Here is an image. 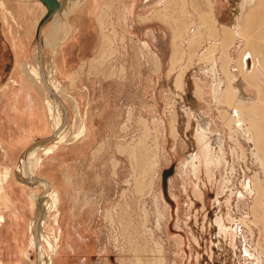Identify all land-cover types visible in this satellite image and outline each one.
I'll return each instance as SVG.
<instances>
[{
  "label": "rangeland",
  "instance_id": "374dc122",
  "mask_svg": "<svg viewBox=\"0 0 264 264\" xmlns=\"http://www.w3.org/2000/svg\"><path fill=\"white\" fill-rule=\"evenodd\" d=\"M106 1L108 4L105 8L109 11L104 20L105 32L112 36L122 55H117L115 59L105 56L106 58L94 62L102 48L101 30L96 20L86 12L80 22L72 15L70 23L73 26L74 21L78 22V27L73 31L81 42L67 46V51L72 50L71 59L65 61L64 55L62 70L71 75L83 61L86 62L83 66L86 70L81 73L78 81L79 74L73 78L58 75L69 95H76L73 91L76 85L78 89L87 87L86 99L90 100V104L84 106L81 112L88 114L86 123L89 129H97V134L82 147L81 153L70 151L69 146L61 147L59 151L64 150L61 155L45 163V171L60 166L61 176H71L68 187L70 197L66 195L63 207L69 209L73 205L71 193L74 190L80 193L88 191L95 201L94 212H81L83 202L77 200V208L69 219L64 213L60 215L63 233L56 251L53 252L44 240H40V247L24 248L20 264L39 262L40 252L46 256L52 255L53 264H235V260L236 264H264V221H260L259 226H254L249 221L250 225L243 222L248 219L247 214L250 216L253 203V198L246 194V188L249 183H253L255 175L264 182V172L254 158L253 142L235 124L233 127V121L226 117L228 113H232L237 119L240 108L235 111V106L231 105L234 109L229 108L227 101L216 102L213 97L217 77L210 71V60L202 57L205 52V42L202 40L214 39L209 38L206 29H203L207 27L203 16L206 11L203 0H194V3L193 0H161L152 5L149 11H145L147 16L143 18L138 15L149 0ZM213 1L217 5V0ZM61 2L62 0L56 2L58 10ZM239 2L241 0H222L224 6L220 10L216 8L217 18L222 24L230 23L234 14L238 15ZM39 5L42 15L45 7L43 3ZM129 5L132 7L130 13L124 11V7ZM152 9L155 10L152 12ZM53 13L56 14L57 10H51V14ZM43 30L46 31V28ZM159 30L164 37L165 31L167 32L165 40L155 35ZM200 30H203L202 34L205 36L201 34L193 45L188 44ZM219 40L222 42V39ZM145 42L151 44L150 49L143 46ZM176 43L178 48L184 50H180L183 51V57L182 60L179 58L175 69L170 73ZM257 43L259 53L255 56H261L264 41ZM245 45V40L241 37L235 40L229 50L234 62L231 61L230 64L229 61L225 65V71L220 69L223 63L221 45H216L215 57L219 63L220 76L226 78L227 74L233 76L234 73L237 77L236 85L244 87L245 91L254 96L257 94L255 89L264 85V68L252 61L244 64V69H238L239 65L236 63L239 52ZM248 48L252 51L251 47ZM44 50L46 55L51 56L46 48ZM28 52V49L24 50L22 64L29 58ZM180 52L177 57L181 56ZM159 58L164 59L163 70H160ZM122 65L126 68L124 74L119 73ZM112 69L115 71L113 74ZM179 74L182 75V83L177 84ZM71 79L75 82L70 89ZM259 79L263 82L257 85ZM196 82H199L201 90ZM58 98L63 110L75 116L70 102L62 96L58 95ZM63 102L72 111L70 108L65 109ZM244 103L249 104L248 101ZM244 108L249 114L250 108ZM200 112L210 116L211 128L206 133L210 155L222 156L221 164L212 163L210 166L215 178L207 189L208 208L203 206L202 211L210 212L212 217L220 211L226 228L236 232L231 254L215 246L210 247L211 243L208 244L209 241L201 232L202 216L200 222L194 218L191 188L198 180L186 160L189 155L201 150L199 141L195 140ZM245 112L243 111L244 115ZM187 121L190 123L188 129ZM175 125H182V130L181 126L178 129V135L173 132ZM87 136L88 134L85 137ZM85 137L73 145H79ZM40 140L42 139L38 141ZM177 143L180 145L178 150ZM100 144L103 149L97 148ZM149 160L155 165H149ZM171 167H174V172L166 182L163 172ZM42 170L39 175H43ZM15 176L17 177L16 171ZM45 189L46 193L39 197V202L48 196L50 189ZM28 190L42 192L43 188L33 189L29 186ZM240 192L245 193L247 198L241 201ZM216 197L221 199L220 205ZM37 219L39 222L38 214ZM66 227L74 234L67 233ZM10 250L11 247H0V255L8 257L6 254Z\"/></svg>",
  "mask_w": 264,
  "mask_h": 264
},
{
  "label": "bare ground",
  "instance_id": "6f19581e",
  "mask_svg": "<svg viewBox=\"0 0 264 264\" xmlns=\"http://www.w3.org/2000/svg\"><path fill=\"white\" fill-rule=\"evenodd\" d=\"M86 1L87 0H62L61 8L59 10H58V7H59L58 5H54L52 1H48L46 9L53 10L57 6L56 8L57 18L55 19L53 24L46 29V31L44 32L45 34L43 33L44 34L43 38L35 40V42L33 43L30 49L29 58L26 59L25 63L22 65L23 72L29 77L30 81L34 84V86L36 85L43 91L44 109L47 112L49 123H50L49 127H50L51 136L48 139H46V141L35 143L34 145L30 147V149H28L24 153V157H23L24 159H22L23 166L20 167L17 172V174L19 173L21 174V176L23 174L31 176V178L30 177L29 178L34 181L36 180V177H37V176L35 177V172L37 170L38 162H40L39 160L40 153H41L40 151L45 152L47 150V147H46L47 144H52L53 146H58L57 144L73 145L76 141L82 139L87 134H89V131H92V132L94 131V129L89 130V127L86 123L88 116L82 114L81 103H80L79 98L67 94L66 89H65L66 87H64V85L62 84L59 78L60 75L62 74L65 75V77L68 75V77L72 76L73 78L75 75H78L80 73L79 71H76L75 73H72L71 75L69 74V72L65 73L62 70V65H64L62 64V60H63L64 55L68 53V51L66 50L67 46L69 45L68 39L71 35H73V30H74L72 24L70 23V17L74 15L77 12V10L83 7ZM193 3H194V0H193ZM202 3L206 7V11L203 14V16L205 20L207 21L206 22L207 27H203L201 22L200 24L203 27V29H206V32H207L206 35L209 38L213 37L214 39L213 41L202 40V42L203 41L205 42L203 46V48H205V52L203 53L202 57L204 58L206 57L210 60L209 62L210 71H212L217 77L216 78L217 80L214 85L215 88L213 89V97L216 102L222 103V101H227L228 104H230L229 108L231 107V105L235 106L236 109L238 108L236 110L234 109V107H231L235 111H238L240 108L241 112H237V116H238L237 119L236 117H233L232 113H228L226 117H228V119L233 121L232 126L235 124L237 128L239 127L238 129L243 130L245 135L250 139V141L253 142L254 158L256 162L260 165V167L263 169V172H264V85L259 87L258 89L259 94L257 93L258 96L256 97L253 95L251 96L247 91L244 90V87L236 85L237 77L235 76L234 73H233V76L230 73H229L230 75L227 74L228 75L227 81L225 79L223 80L219 76L220 74L218 75L217 68L219 64L217 62L218 61L217 58L215 57V52L217 51L216 45H221L222 50L219 49L220 53H222V55L224 54L227 59V62H226L227 64L225 65H228L229 61L231 64V61H233V59L231 55L232 53H230L229 50L235 44V40L238 37L239 38L241 37L242 39L245 40L246 45L239 52V57L236 63L240 66V67L238 66V69L241 67H243L244 69V66H245L244 64L248 62H252V61L257 65L260 64L264 68V52L261 53V56L259 55L255 56V54L259 53V49H258L259 45L257 42L261 40L264 41V0H241V2L238 3V6L236 5L237 9L239 10L238 15L234 14V16L231 19V22L228 24H222L217 18L216 8L218 7V9L220 10L224 6V3H222V0H217L216 2L217 5L215 4V1L213 0H203ZM195 5H196V2H195ZM93 6H96V4L93 3ZM102 12H103V15L106 14L104 10ZM103 15L102 17H100V22H99L101 26L100 30H101V35H102V48H101V51L99 52V55L94 59V62L97 60H100V58L102 59L105 56L107 58L110 57V58L115 59L117 55H122V52H120L118 47L115 45L114 39L112 38V36H110L109 34L105 32V27H104L105 18ZM169 23L170 22H168V24ZM208 27L210 28L208 29ZM202 31L203 30H200L197 35L195 33L193 37L190 39V41L188 42V44L193 45V43L196 42L199 35L201 36ZM41 39H43L44 42ZM219 39H222V42ZM43 43L45 44L43 45ZM177 44L178 43H176L175 47H173L174 52L171 57L172 58V61H171L172 68L170 69V73L175 69L179 58L182 60V57H183L184 50L181 49V47L178 48ZM143 46L146 49H150L151 44L145 42ZM248 46L252 48V51L251 49L248 48ZM45 48L47 49L49 54L51 53V56L46 55V52L44 50ZM180 50H183V51L180 52ZM179 52L182 54L181 56L177 57V54H179ZM126 53L128 54V51H126ZM159 61H160L159 63L160 70H163L165 68L164 59L159 58ZM224 62H225V59H224ZM81 69H83V66L80 68V71H82ZM243 69L241 70L244 71ZM113 70L114 69H112L111 74L115 72ZM123 72L124 73L126 72V68L124 65H122L119 70L120 74H122ZM74 82H75L74 79L70 80V84H69L70 88L74 87ZM179 83H182L181 74H179V76L177 77V84ZM223 84L224 86H226L224 87L225 89L223 88ZM197 87L199 89L201 88L200 86H197ZM58 95L60 97L62 96V98L70 102V104L72 105L74 109L75 116H71V114H68L67 112L63 110L62 102L59 100ZM244 99L248 101L249 104L244 103L246 102ZM243 106L246 108L247 107L250 108L248 109L250 110L249 114L245 112L244 110L245 108ZM242 110L246 113L245 114L246 116L244 115ZM251 110H253L252 112H254V114L251 113ZM70 116L71 118H69ZM199 116L200 118L198 120L197 132L195 133V140L199 141L198 144H200L201 150L198 153L197 152L192 153L191 155L188 156L186 160V162H188V164L192 166V170H193L192 173L195 176V179L198 180L196 184H193V188H191L192 194H193L192 208L195 211L194 218H197L198 222H200L201 220L203 221V224L201 225V232L203 235L206 236V239L209 241L208 244L211 243L210 247L215 246L218 249L226 250L228 254H231V251L234 245V240H236V232H234L231 228H226V225L223 223V218H222V214L220 211L219 212L217 211L213 217L210 214V212L202 211L203 206H205L206 209L208 208L209 193H207V189L209 185L212 184L213 179L215 178V176H213L210 166L212 165V163L219 164L222 160V156L212 157L210 155L209 143L206 137L207 136L206 133L209 132V128H211V123L209 119L210 116L204 112H200ZM187 123H188V126H190V123L188 121ZM180 126L175 125L173 127V132L176 133L177 135H178L177 132H178V129H180ZM179 146H180L179 143H177L176 150L179 149ZM71 147H78V145L71 146ZM147 163L151 166L155 165V163L151 162V160H149V162ZM147 166L144 165V167H147ZM25 178H28V177H25ZM39 184L42 187L50 189V191L48 193L47 198L45 197L42 201L39 202L38 218H39L40 226L35 230L34 234L33 233L31 234V238H30L31 246L30 247L38 248L40 247L39 241L44 240L46 244L48 245V247L52 248V251L55 252L56 246L60 240L58 236L59 233L57 234L59 230L56 228V225H57L56 218L60 215V209H61L60 208L61 201H60V196H59L60 192L58 193L57 189L51 187L45 181L40 180ZM246 191H247L246 194L249 197L253 198L252 200L253 203L250 207V216L248 217V214H247L246 217L248 219L246 221L244 220L243 222L246 224V222L249 221V223L251 222V224H253L254 226L255 225L259 226L260 221H264V182H262V180H260L258 176L255 175V178L253 179V183L252 184L249 183V186L246 188ZM239 194H240L239 195L240 200L247 198V195L245 193L240 192ZM216 201L219 203L218 205L221 204V199L219 197H216ZM201 216H202V219H201ZM249 223L247 222V224ZM47 228L50 230L49 233H47L46 231ZM54 231L55 233H53ZM42 243L43 242H41V244ZM40 253H41L40 259H39L40 261L34 264H53L52 255L46 256L45 254H42V252ZM235 261L234 263L236 264L237 261L236 262ZM140 264H143V262Z\"/></svg>",
  "mask_w": 264,
  "mask_h": 264
},
{
  "label": "crops",
  "instance_id": "0c3cea01",
  "mask_svg": "<svg viewBox=\"0 0 264 264\" xmlns=\"http://www.w3.org/2000/svg\"><path fill=\"white\" fill-rule=\"evenodd\" d=\"M48 1H52L54 5H58L56 4L57 0H0V247H11L12 249L7 252L6 255H9L8 257L4 254L0 255V264H20L24 248L31 246V234H34L35 230L39 227V222L37 220L39 197L46 193V189L39 184L40 180L47 182L51 187L57 189L58 193L60 192V215L64 213L69 219L73 214L72 212L76 210V201L79 199L83 202L80 210L81 212L85 210L91 213L94 212L95 201L89 196L88 191V193H80L78 190H74L71 193L72 199H74L73 205H70L69 209L63 207V202L67 199L66 195L70 197L68 187L70 186L71 176L67 174L61 176L62 173L61 170H59L60 166H56L55 169L48 171L46 169L45 171V163L61 155V152L64 151H59L61 147L65 148V146H69L70 151H74L78 154L81 153L82 147L90 142L93 136L97 134V129H94L93 132L89 131L88 136L84 138L78 147H71V145L63 144L58 146L49 144V146H46L47 150L40 153V162H38L35 172V177L37 176L35 181L31 180V176L28 175L23 174L21 176V174L18 173L17 177L15 176V171L18 172V169L23 166L22 159H24V153L35 143L46 141V139L51 136L50 123L43 104V91L36 85L34 86L29 77L23 72L22 67L24 50L28 49L29 55L35 40L43 38L45 34L43 28L47 29L55 20L56 14H51V9H46ZM159 2H161V0H149L145 3L141 9V13L138 15L139 18L147 16L145 15V11H149V9L153 7L152 5ZM40 3H43L45 7L42 15L40 14ZM93 3L96 4V6H93ZM110 3H112V0ZM106 4H108L106 0H87L83 7L77 10V14L73 16L80 22L84 12H86V14H89L90 18L96 20V24L100 29L101 26L99 22L100 17L103 15L102 11H106V14L103 15L104 18L109 11V9L105 8ZM54 10H56V7ZM154 10L155 9H152L151 11L153 12ZM124 11L130 13L132 7L130 5L125 6ZM78 22H73L74 31L75 27H78L76 25ZM113 26L117 27L115 24H113ZM104 27H106V24ZM74 31L73 35L68 39V44H79L81 42L79 37L74 34ZM160 31L161 30L156 31L155 35L165 40L168 36L167 32L165 31L164 37ZM71 53L72 50L68 51L65 61L71 59ZM97 53L98 51H96V54ZM221 57L223 63L220 69L225 71L224 68L227 59L224 54H221ZM93 58L94 56L92 59ZM84 64L86 65V62H81L79 68L84 66ZM85 70L86 69L83 68V71L79 73L77 81L81 73L85 72ZM219 74L218 65V75ZM60 77L66 78L63 74ZM227 78L228 77L222 79L227 81ZM259 82H263V80L259 79L256 84L258 85ZM199 85L198 82L196 86ZM73 91L76 93L74 96L78 97L80 100L81 109H84V106L86 107L87 104H90V100L86 99V97H88L86 93V91H88L87 87L78 89L76 85ZM68 92L72 94L69 90ZM255 92L258 93V88L255 89ZM258 94L254 96L256 97ZM99 101L102 102L100 98ZM63 104L65 109H71L67 103L63 102ZM70 111H72V109ZM188 127L187 123L186 128L188 129ZM92 129L93 128L90 127L89 130ZM39 139L42 140L38 141ZM97 148L103 149L104 147L100 144ZM41 169L44 171L42 172L43 175H39ZM25 177L30 178L28 179ZM29 186L33 189L42 187L43 191H29ZM60 215L56 218V228L59 230V232H57V234L59 233V238L60 233H63V227L60 226L59 222ZM48 230L47 228V233H49ZM65 231L74 234V232H71L67 227ZM53 233H55V231ZM80 235L82 234L80 233ZM69 245L73 247L71 244ZM62 247L64 246L62 245ZM25 253L28 254V250Z\"/></svg>",
  "mask_w": 264,
  "mask_h": 264
},
{
  "label": "water",
  "instance_id": "95a60500",
  "mask_svg": "<svg viewBox=\"0 0 264 264\" xmlns=\"http://www.w3.org/2000/svg\"><path fill=\"white\" fill-rule=\"evenodd\" d=\"M174 172V167H171V169H167L163 172V179L167 182V178L169 175H171Z\"/></svg>",
  "mask_w": 264,
  "mask_h": 264
}]
</instances>
